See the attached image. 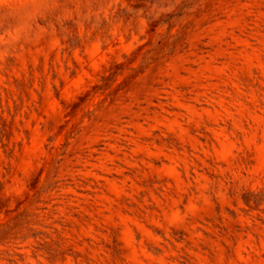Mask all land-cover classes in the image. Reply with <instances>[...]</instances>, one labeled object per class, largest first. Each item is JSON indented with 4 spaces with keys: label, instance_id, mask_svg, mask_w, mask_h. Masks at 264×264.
<instances>
[{
    "label": "rangeland",
    "instance_id": "obj_1",
    "mask_svg": "<svg viewBox=\"0 0 264 264\" xmlns=\"http://www.w3.org/2000/svg\"><path fill=\"white\" fill-rule=\"evenodd\" d=\"M0 264H264V0H0Z\"/></svg>",
    "mask_w": 264,
    "mask_h": 264
}]
</instances>
